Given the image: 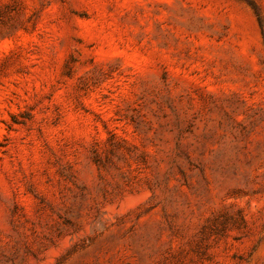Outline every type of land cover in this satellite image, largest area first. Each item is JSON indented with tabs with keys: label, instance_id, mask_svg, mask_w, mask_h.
Wrapping results in <instances>:
<instances>
[{
	"label": "rangeland",
	"instance_id": "obj_1",
	"mask_svg": "<svg viewBox=\"0 0 264 264\" xmlns=\"http://www.w3.org/2000/svg\"><path fill=\"white\" fill-rule=\"evenodd\" d=\"M0 264H264V0H0Z\"/></svg>",
	"mask_w": 264,
	"mask_h": 264
}]
</instances>
